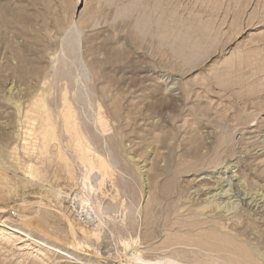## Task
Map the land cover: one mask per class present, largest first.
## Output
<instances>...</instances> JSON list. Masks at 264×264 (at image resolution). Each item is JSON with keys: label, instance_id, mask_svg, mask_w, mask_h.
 I'll list each match as a JSON object with an SVG mask.
<instances>
[{"label": "rangeland", "instance_id": "rangeland-1", "mask_svg": "<svg viewBox=\"0 0 264 264\" xmlns=\"http://www.w3.org/2000/svg\"><path fill=\"white\" fill-rule=\"evenodd\" d=\"M0 264H264V0H0Z\"/></svg>", "mask_w": 264, "mask_h": 264}, {"label": "bare ground", "instance_id": "bare-ground-1", "mask_svg": "<svg viewBox=\"0 0 264 264\" xmlns=\"http://www.w3.org/2000/svg\"><path fill=\"white\" fill-rule=\"evenodd\" d=\"M66 253V252H65ZM61 256V255H60ZM67 256V255H66Z\"/></svg>", "mask_w": 264, "mask_h": 264}]
</instances>
